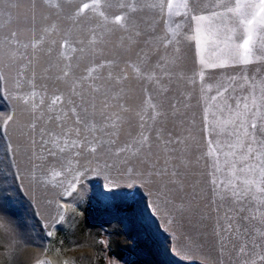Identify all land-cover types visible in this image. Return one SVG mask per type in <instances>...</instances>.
Listing matches in <instances>:
<instances>
[{
    "label": "rangeland",
    "instance_id": "1",
    "mask_svg": "<svg viewBox=\"0 0 264 264\" xmlns=\"http://www.w3.org/2000/svg\"><path fill=\"white\" fill-rule=\"evenodd\" d=\"M107 2L111 9L104 7L105 0H65L61 10L55 7L57 0H36L35 6L31 0H21L10 24L7 15L2 18L5 34L16 31L21 47L17 52L2 45L0 51V264H264V238L258 235L264 233V180L258 171H242L255 163L242 160L248 147L261 145L245 140L241 148L237 142L244 139L245 121L251 130L250 113L262 122L264 60L254 55L247 65L229 62L226 67H209L219 63L213 56L217 35L202 31L199 47L195 39L189 41L187 37L196 35L195 22L183 8L175 9L180 15L169 17L167 0H156L165 5L162 16L141 13L133 18L132 23L146 34L130 47L133 34L115 21V16L124 15L119 10L121 0ZM84 4L90 7L83 8ZM93 4L98 7L93 9ZM101 12L107 13L106 26ZM169 28L178 30L179 41L165 51L167 41L158 38ZM244 35L241 31L240 39L232 42L242 43ZM177 47L181 59L169 80L166 77L172 73L161 71L157 64L162 57L172 60ZM13 52L15 61L6 67ZM145 54L147 66H141ZM138 67H142L139 72ZM149 75L163 82L149 80ZM164 88L169 89L166 95ZM17 96L28 98V103L17 102ZM57 96L62 99L53 106ZM156 112L166 116L155 128L167 129L173 139L186 142L177 147L184 150L186 193L190 198L195 192L196 197L185 229L173 231L162 214L151 211L153 198L140 181L129 188L132 180L127 176L101 171L112 158L88 151L94 142L116 138L111 134L117 131V147L138 138L141 117L144 134L155 144L156 132L149 126ZM13 113V121L5 125ZM120 117L118 129L111 127ZM106 124L107 130H102ZM44 129L59 140V147L68 141L64 153L51 142L41 146ZM77 139L83 147L71 148V141ZM258 139L264 141V136ZM9 144L18 147L15 158ZM49 150L56 156H50ZM77 151L81 155L73 159ZM153 151L163 153V142ZM54 171L62 174L54 176ZM110 182L118 186L110 187ZM72 183L76 190L66 195ZM233 188L249 192V210L241 213L240 206L232 203ZM129 192L135 197L129 198ZM226 214L234 220L231 234L223 231L229 223ZM189 248L196 261L184 259Z\"/></svg>",
    "mask_w": 264,
    "mask_h": 264
},
{
    "label": "snow or ice",
    "instance_id": "2",
    "mask_svg": "<svg viewBox=\"0 0 264 264\" xmlns=\"http://www.w3.org/2000/svg\"><path fill=\"white\" fill-rule=\"evenodd\" d=\"M21 0H0V51L3 50L2 45H7L8 49H16L18 52L21 45L17 41V32L11 31L8 34H5V24L2 21V18L7 15L8 23L10 24L13 19L14 10L18 9ZM47 2V0H45ZM33 6H35L36 0H31ZM65 5V0H57L55 7L63 10ZM90 5L84 4L83 8H89ZM93 9L97 8V4L91 5ZM105 8L111 9L112 5L105 0ZM165 5L163 3H157L156 0H133V3L129 5L128 0H121L119 4V10L124 13L123 17L121 15L115 16V21L123 31H127L133 34L134 39L130 40V47L139 41L142 35L146 34L144 30L140 29L138 25L132 23L134 17L141 13H150L152 17L162 16ZM168 15L172 17L173 15H180L179 12H176L175 9L183 8L185 10L184 15L189 16L190 20L196 24V35L189 36L187 39L192 41L195 39L197 46H200V33L202 31H213L217 35L218 40L213 44V56L219 63H210L209 67H226L229 65V62L238 63L242 65H247L252 62V57L256 55V59L264 60V0H210V3H205V0H184L182 4L174 5L172 0H167ZM208 12V15L201 14ZM100 15L104 17V24H107V13L101 12ZM79 16V13H77ZM217 21L219 22L217 24ZM179 26H177V29ZM177 29L169 28L166 34L158 38L163 41H167V44L164 45L165 51L167 48L171 47L173 43H178L179 33ZM95 31V30H93ZM246 33L243 36V42L240 44L234 43L232 41L240 39V34ZM170 33L171 35L169 36ZM231 33V35H229ZM259 33V43H257L255 37ZM222 37V39H220ZM93 46L95 45V38L90 42ZM150 43V42H147ZM222 43V47L220 46ZM27 48L28 45H23ZM33 47H35L33 45ZM243 49V51H241ZM258 53V55H257ZM16 52H13L10 57V64L6 67L11 66V63L15 61ZM180 49L176 48L174 57L172 60L167 58H161L157 64V68L161 71L171 72V75H168L166 78L171 80L172 76L175 75L172 72V69L179 66L180 61ZM148 54H145L144 59L140 62L141 66H147ZM202 64L206 63L202 59ZM163 65V68H161ZM142 70V67H138V72ZM149 80H157L163 82V78L149 75L147 77ZM180 77L177 76V79ZM169 91L168 88L162 89L163 94H167ZM227 91V90H225ZM75 94V93H74ZM35 96V93H33ZM12 99V97H9ZM62 98L57 96L52 100V105H56ZM216 97H213L215 100ZM17 102L23 100L25 104L28 103V98L26 97H15ZM255 104V100L253 101ZM43 104V101H41ZM261 105L264 106V87L261 89ZM33 104V109H35ZM151 107V105H150ZM230 108V106H228ZM73 113L77 115V123L81 122L79 114L76 111V108H73ZM177 111L173 112V116L177 115ZM13 116H9L8 120L4 121L5 125L13 121ZM166 116L163 112H156L152 116L153 125L149 126L150 131H155L156 136L154 138L155 144L153 143V138L150 135H145L143 129L146 127V124L143 122L141 117V133L138 138H133L130 142H126L123 147H117L118 143V131L112 133L116 138L109 139L107 141H98L91 144L88 148L90 153H104L109 158H112V163H109L107 160L103 164L101 171H107L109 174L115 170L118 172L120 177L127 176L132 183L128 185L129 188L134 187L136 181H140L144 187L148 188V195L153 198L151 204V211L162 214L163 218L166 221V224L175 231L177 228L185 229L189 225L185 224L186 220L190 219V213L193 212L192 201L196 197V193L193 192L191 197L186 193L185 188V177L186 173L182 171L185 168V165L182 160L184 150L178 148V145L185 144L186 142L180 138L173 139V133L167 132V129L155 128V125L159 123V118ZM207 116V113H206ZM252 119L251 130L247 127V121L242 124L244 127V139L238 140V144L243 148L245 140H249L250 144L261 145V148L254 149L249 146L247 149L248 155L243 156L242 160L247 162L249 160H255V163L249 164L248 168L242 169V171L247 172L249 170L259 172V175L262 180H264V141L258 139L259 136H264V113H261L259 116L260 123H257V115L255 113H250ZM42 118V117H41ZM51 120V117L49 118ZM56 120H60V117L57 116ZM123 118L120 117L116 121H113L111 127L118 129L119 124L122 122ZM36 123L33 122L30 125L31 129L36 128ZM207 127H212V125H206ZM92 130H97L96 125L93 123L91 125ZM108 125L106 124L102 130H107ZM167 133V135H166ZM211 135V133H210ZM239 136V132L236 133ZM47 136L48 139H44ZM77 137H79V130H77ZM2 139V136H0ZM49 142L55 145L60 153H64L65 149L69 147L68 141H64L65 147H59V140L53 139V134L49 133L47 129L41 131V146H46ZM163 142V153L154 152L153 148L156 145H159ZM35 146L36 141H32ZM8 147L11 149L12 156L15 158L18 154V147L14 144H9ZM71 148L81 149L83 146L77 140L71 141ZM255 151H259L261 154L259 157H254L252 154ZM212 154L210 149L209 155ZM49 155L52 157L56 156L55 151L49 150ZM81 155L80 151H77L73 155V159H77ZM96 159L99 161L100 157L97 156ZM31 163V161H30ZM71 166V165H69ZM19 167V164H17ZM35 167V166H34ZM97 168H100L99 163ZM219 171V168L216 169ZM62 173L60 171H54V176H60ZM77 177L74 179H78ZM214 187L218 188L215 179L212 181ZM246 183L252 184L253 181H247ZM110 187H117L118 185L115 182H110ZM66 195L71 196L76 190V184L72 183L69 185ZM129 198H134L136 193H126ZM249 192L245 190L243 193L237 191L233 188L231 192L232 203L239 205L238 211L243 213L250 208V201L247 200ZM146 199V198H145ZM222 199H228V197H222ZM219 209H217L218 211ZM229 220L228 225L224 232L229 234L233 233L232 223L234 222L232 217L227 216ZM255 218V217H252ZM63 219V217H61ZM245 220H248L249 217L245 216ZM237 232L239 227H237ZM258 235L261 238H264V233L258 231ZM253 237V243L255 241ZM169 242H171L169 238ZM255 246V243H254ZM246 245L241 247V252L244 251ZM184 259L190 262L196 261L195 255L189 251L184 254ZM261 259H264L262 257Z\"/></svg>",
    "mask_w": 264,
    "mask_h": 264
}]
</instances>
